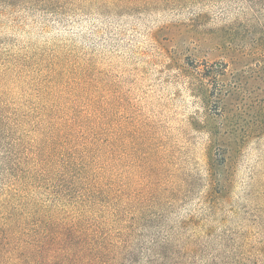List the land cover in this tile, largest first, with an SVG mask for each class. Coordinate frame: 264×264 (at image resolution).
Instances as JSON below:
<instances>
[{
	"label": "rangeland",
	"instance_id": "obj_1",
	"mask_svg": "<svg viewBox=\"0 0 264 264\" xmlns=\"http://www.w3.org/2000/svg\"><path fill=\"white\" fill-rule=\"evenodd\" d=\"M0 150V264H264V0L0 2Z\"/></svg>",
	"mask_w": 264,
	"mask_h": 264
},
{
	"label": "trees",
	"instance_id": "obj_2",
	"mask_svg": "<svg viewBox=\"0 0 264 264\" xmlns=\"http://www.w3.org/2000/svg\"><path fill=\"white\" fill-rule=\"evenodd\" d=\"M6 1H8V0H0V2H6ZM0 152H1V150H0ZM8 196H9V197H16L17 194H13L12 192H10ZM47 235H48V233H45V235H44V236L42 235V237H43L44 239H46ZM55 241H56V240H54V243H55ZM30 244H32V246L42 248V244H44V243L41 241L40 238L38 239L37 237H32V239H31V243H30ZM36 245H37V246H36ZM37 250H38V249H37Z\"/></svg>",
	"mask_w": 264,
	"mask_h": 264
}]
</instances>
